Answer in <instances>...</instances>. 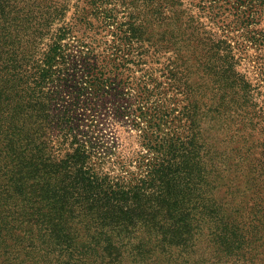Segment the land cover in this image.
<instances>
[{
  "label": "trees",
  "instance_id": "1",
  "mask_svg": "<svg viewBox=\"0 0 264 264\" xmlns=\"http://www.w3.org/2000/svg\"><path fill=\"white\" fill-rule=\"evenodd\" d=\"M174 1L0 0V264H264V100ZM212 1L264 50V32L247 30L264 0ZM100 32L111 38L96 51L85 38ZM160 56L162 82L146 69ZM128 65L142 75L133 124L146 153L113 176L78 138V111L121 104Z\"/></svg>",
  "mask_w": 264,
  "mask_h": 264
},
{
  "label": "rangeland",
  "instance_id": "2",
  "mask_svg": "<svg viewBox=\"0 0 264 264\" xmlns=\"http://www.w3.org/2000/svg\"><path fill=\"white\" fill-rule=\"evenodd\" d=\"M234 1L236 0H228L229 5L227 6L229 7L227 8L236 7ZM174 2L176 6L174 11L182 20L190 21L194 23V25L198 24L200 31L203 30V37L207 34L210 38L219 42L221 45L225 44L229 46V53L228 56L225 57V60H227L226 63L229 65L228 68L233 72L232 75L236 76L237 74V76L241 78L243 81L242 84L249 90L252 101H263L264 82L261 81L259 75L258 68H260V64L258 63H264V50L257 51L253 45L245 40V31L244 29L236 28L237 22L235 16H233L232 10L225 11L224 9H219L215 6V3L212 0H175ZM157 6L160 7L159 4H155L152 7L156 9ZM156 10L159 12L165 11V9L162 8ZM72 12L73 9L70 8L65 17L66 22L71 21ZM164 13L166 14L167 12L165 11ZM247 30L251 36L254 31L264 32V15L256 25L251 23ZM76 36V39H79V35ZM110 38L109 35H105V32H100L98 35L93 36L90 39L85 38V43L88 44L87 46L97 47L96 51H101L103 49L101 42L107 41ZM97 41L99 43H97ZM69 43L72 47H70L68 53L72 55L71 59L76 56L71 61L77 60V72L80 76L83 69L79 65L77 56L79 55L78 51L83 50L78 47L76 42L70 40ZM259 56L263 57L259 58ZM165 62V56H160V59L157 58L153 64L146 65V69L154 74L156 81H163V77L157 70L160 66L164 65ZM128 68H131L133 72L127 71V85L124 89V103L122 102L119 106L116 102L107 99L102 105L99 104L96 107L97 112L94 116H92L87 109L83 111V109L80 108L78 111L80 114L79 117L82 119V121L78 123V130L80 131L78 138L84 140L89 138L92 141L91 143H94L93 145L98 155L102 154L103 156L100 157L99 160H93L94 165L96 164V168H100L103 172H109L113 176L118 175L122 170V167L127 170V164L130 161H132V164L129 166V170L134 171L136 155L138 153H146V150L139 144L138 136L140 135V131L133 124V113L139 106L137 97L138 93L134 87V82H140L139 79L142 78V75L139 70L135 71L131 65H128ZM165 85L166 84H163V86ZM150 86L151 85H149V87ZM65 99L67 103L71 101L69 96H65ZM171 103L172 107H177L178 109V107L184 102L181 100L180 96L176 95V99ZM118 107H127V114L124 113L123 116L119 115L117 112ZM202 123L203 126L200 130L205 132L206 122ZM51 138L53 145L57 146V130H52ZM257 138L256 141L260 145L261 141L264 139L259 135H257ZM252 140V137L246 140L244 146L245 149H247L246 147L249 146V143ZM259 145L254 148V151L256 149H261ZM53 150L58 152L60 149Z\"/></svg>",
  "mask_w": 264,
  "mask_h": 264
}]
</instances>
